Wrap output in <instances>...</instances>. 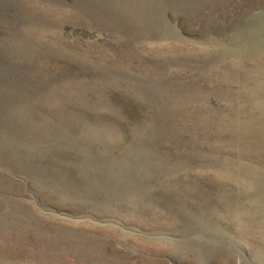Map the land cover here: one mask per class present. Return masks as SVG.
<instances>
[{
	"label": "rangeland",
	"instance_id": "374dc122",
	"mask_svg": "<svg viewBox=\"0 0 264 264\" xmlns=\"http://www.w3.org/2000/svg\"><path fill=\"white\" fill-rule=\"evenodd\" d=\"M0 264H264V0H0Z\"/></svg>",
	"mask_w": 264,
	"mask_h": 264
}]
</instances>
